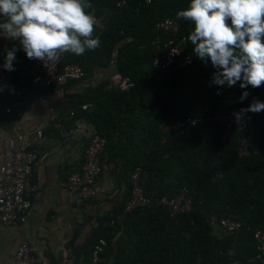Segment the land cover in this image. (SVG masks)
Instances as JSON below:
<instances>
[{"label": "trees", "instance_id": "trees-1", "mask_svg": "<svg viewBox=\"0 0 264 264\" xmlns=\"http://www.w3.org/2000/svg\"><path fill=\"white\" fill-rule=\"evenodd\" d=\"M89 2L100 20L94 35L99 36L101 45L83 55L68 54L65 62L82 66V80L93 78L102 69L128 76L135 84L129 90L109 87L107 75L67 93L60 119L56 120L66 126L85 120L93 132L107 138L102 164L113 166L119 190L111 209L90 216L95 223L80 245L75 244L79 230L74 233L68 246L74 254L73 264L90 263L99 237L108 242L105 264H227L236 260L262 264L250 259L256 253L254 231L264 229V111L250 113V142L258 151L246 157L237 151V129L224 139V127L215 121L180 129L172 125L188 116H216L233 108H246L253 98L264 101V87L241 89L239 83L232 88L212 84L216 69L210 61L205 64L194 55L189 40L190 64L164 77L152 74L153 59L170 38L157 27L158 22L175 18L181 35L188 37L191 25L177 19V12L190 0ZM14 45L20 47L15 40L0 47L1 67L6 57L4 49L11 50ZM18 58H23V63ZM32 63L22 49L16 52L14 67ZM71 84L75 82L64 87ZM244 91L250 95L241 101ZM12 101L11 94L0 95V129L15 118L5 112ZM83 104L88 108L83 109ZM137 167H141L140 184L147 196L174 197L186 191L192 197L190 208L172 217L165 207L152 203L120 219L131 197V176ZM87 201L98 202L95 197ZM225 217L239 220L240 229L232 234L225 232L220 227Z\"/></svg>", "mask_w": 264, "mask_h": 264}, {"label": "built area", "instance_id": "built-area-1", "mask_svg": "<svg viewBox=\"0 0 264 264\" xmlns=\"http://www.w3.org/2000/svg\"><path fill=\"white\" fill-rule=\"evenodd\" d=\"M150 1V0H147ZM95 16V14H93ZM96 24H100L99 18L95 16ZM157 27L170 34V38L164 44V50L154 57L152 62V74L156 77H164L175 72L178 68L191 63L192 57L188 52V39L186 35H181L179 22L172 17H165L160 20ZM12 39L0 37V47ZM16 47L15 45L13 48ZM69 53L62 54L55 62H50L47 66L43 62L33 60V75L28 85H19L13 79V71H8L0 66V95L11 94L13 101L5 108L6 113H11L15 118L9 122L4 140L0 133V224L9 226H19L25 223L28 214L33 208V201L30 194L37 188L34 181V170L39 160V150L29 144L25 134L21 130L19 116L27 103V93L41 87L52 85L65 86L69 82H88L95 84L107 75L97 76L82 80L84 70L77 63L65 62ZM23 63V58L17 59ZM109 87L117 85L121 90H129L134 86V82L120 73H110ZM83 109L88 108V104L82 105ZM240 109L233 108L222 115L188 116L183 120H178L172 127L180 129L187 125H196L204 121H215L224 127L223 138L227 139L233 129L239 131L240 142L237 147L239 156L246 157L256 153L258 149L250 142V129L252 125V115L248 113L237 122L234 113ZM73 114V113H72ZM55 119V117H53ZM60 132L64 136H69L77 131V126H66L64 123L56 122ZM80 128V126H78ZM37 137H43V129L36 131ZM107 138L98 132H91L85 149V160L79 167L69 173L62 185L68 188L74 197L87 200L99 194L97 179L103 168L102 153L106 147ZM141 167L135 168L131 179L133 188L131 197L126 204L125 212L119 218L124 217L136 208L145 207L156 203L165 207L172 217L189 209L192 197L182 191L174 197L161 195L157 197L147 196L140 184ZM242 223L239 220L225 217L220 220V227L232 234L240 229ZM253 239L256 253L251 257V261H260L264 264V229L257 228L254 231ZM108 242L105 237H99L94 245L91 261L89 264H105L104 252ZM63 264H70V254L67 248L61 252ZM8 264H42L37 255V246L29 240H23L13 253ZM73 264V263H71ZM227 264H243L236 260Z\"/></svg>", "mask_w": 264, "mask_h": 264}, {"label": "clouds", "instance_id": "clouds-1", "mask_svg": "<svg viewBox=\"0 0 264 264\" xmlns=\"http://www.w3.org/2000/svg\"><path fill=\"white\" fill-rule=\"evenodd\" d=\"M89 0H0V37L19 42L6 53L2 67L14 71L16 52L47 66L62 54L83 55L100 47ZM177 19L191 25L187 39L194 55L216 71L212 84L241 89L264 87V0H190ZM3 89L0 88V91ZM220 91H217V95ZM250 95L244 91L240 100ZM264 111L253 98L234 116Z\"/></svg>", "mask_w": 264, "mask_h": 264}, {"label": "crops", "instance_id": "crops-1", "mask_svg": "<svg viewBox=\"0 0 264 264\" xmlns=\"http://www.w3.org/2000/svg\"><path fill=\"white\" fill-rule=\"evenodd\" d=\"M14 68V81L19 85H28L34 72L32 66L19 64ZM109 74L102 69L96 72L100 77ZM88 85V82L71 84L68 88L56 85L27 93L28 100L19 121L27 142L39 150L40 156L34 170L37 188L30 194L33 208L25 223L19 226L0 224V264H8L25 239L37 246V255L42 264H63V248L68 249L70 264L73 263L74 254L68 246L74 233L79 230L75 244L80 245L95 223L90 216L111 209L117 200L119 190L111 171L113 166L107 164L97 179V203L74 197L62 185L69 173L84 162L86 142L93 129L87 121L81 120L75 124L80 126H77L75 133L64 136L56 120L60 119L67 93L79 91ZM9 122L0 129L3 141ZM39 128L43 129L40 139L36 135Z\"/></svg>", "mask_w": 264, "mask_h": 264}]
</instances>
